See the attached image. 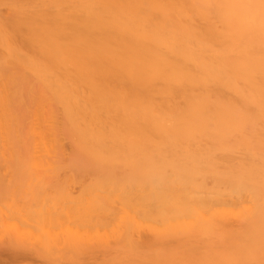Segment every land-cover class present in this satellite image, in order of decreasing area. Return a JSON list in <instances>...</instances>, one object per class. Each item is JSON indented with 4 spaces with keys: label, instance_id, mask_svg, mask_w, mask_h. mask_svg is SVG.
Segmentation results:
<instances>
[{
    "label": "bare ground",
    "instance_id": "6f19581e",
    "mask_svg": "<svg viewBox=\"0 0 264 264\" xmlns=\"http://www.w3.org/2000/svg\"><path fill=\"white\" fill-rule=\"evenodd\" d=\"M8 15L2 159L34 149L60 165L66 140L70 172L91 179L102 204L90 196L88 218L140 205L182 232L133 238L128 224L112 243H83L90 255L104 264H264V0H38ZM207 212L245 227L221 234L211 259L191 241L177 256L168 244L209 232L189 221ZM6 238L0 253L19 256L25 239ZM64 240L45 248L62 252Z\"/></svg>",
    "mask_w": 264,
    "mask_h": 264
},
{
    "label": "rangeland",
    "instance_id": "374dc122",
    "mask_svg": "<svg viewBox=\"0 0 264 264\" xmlns=\"http://www.w3.org/2000/svg\"><path fill=\"white\" fill-rule=\"evenodd\" d=\"M36 1L38 0H0V15L6 19L13 6ZM5 55L6 51L0 48V63L5 61ZM63 144L66 149V159L62 160L60 165L52 164L49 166L46 161L37 159L40 156L38 150L31 149L27 152L25 149L19 148L17 154H14V158L3 157V160L1 155L5 152L4 155L8 157V152L0 149V154L2 153L0 155V240H3L0 241V247L5 246L7 236H16L18 240L25 239V241L23 240L25 244L20 242V246L26 251L25 253L24 249H21L22 252L17 251V254L20 253L19 256L15 252V258L14 255H10L13 253L4 248L6 249L5 253H0L2 254L0 255V264H104L105 257L101 254L90 255L89 246L85 245L87 242L90 243V247L91 245L96 247L97 244L105 242L112 243L118 234L128 232V224L132 225L133 238L149 239L157 236L162 230L170 233L171 231L179 232L177 226L164 228L167 226L162 223L158 216L161 214L157 213V215L153 209L140 205L126 207L116 203L108 206L109 209L106 212L96 211L97 213L88 218L89 209L86 208L89 205L87 200L93 196L98 203H96L97 206H100L102 205L100 198L96 196L98 193L90 194L88 192L92 183L91 179L70 172L67 157L71 150L66 140L63 141ZM71 200H79L81 203L74 204L70 202ZM215 217L213 212L204 213L202 216L193 214L189 221H194L199 227L208 228L210 231L206 234L194 231L191 234L193 235L191 240L185 239V242L172 241L168 244V248L181 258L187 257L190 254L189 249L193 248L198 253L208 254L211 259L216 253L218 248L216 240L221 234L240 232L245 227L244 223L231 216L227 217L223 226H220L214 219ZM92 220L93 223H90ZM181 233L179 232L180 236ZM75 238L76 240L81 238L82 247L80 249L84 248L80 251L75 250L77 246H74V249L72 247L73 242L76 241ZM62 239H66L62 244L69 240L72 249L68 247L70 245L68 242L66 243L68 248L62 252L59 250L57 252V248H54L55 250L45 248L46 244L53 245L54 242ZM52 241L54 242L51 243ZM190 241L194 243L191 248L188 245ZM80 243L77 244L80 246ZM59 249L61 250V248ZM29 250L30 252L32 250L31 254Z\"/></svg>",
    "mask_w": 264,
    "mask_h": 264
}]
</instances>
